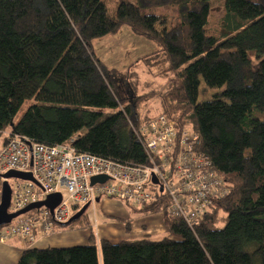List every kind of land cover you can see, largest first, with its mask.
I'll return each mask as SVG.
<instances>
[{"label":"trees","instance_id":"trees-1","mask_svg":"<svg viewBox=\"0 0 264 264\" xmlns=\"http://www.w3.org/2000/svg\"><path fill=\"white\" fill-rule=\"evenodd\" d=\"M223 7L215 35L206 30L210 0L121 1L113 14L103 0H0V134L31 101L7 133L48 145L72 139L79 152L144 164L130 123L147 120L139 106L155 98L178 130L196 133L194 150L228 189L192 227L169 217L163 201L134 206L163 213L159 238L97 239L84 212L63 228L88 227L86 243L26 248L16 264H264V0ZM160 9L178 17L163 32L145 20ZM122 25L154 41L137 61L153 76L171 75L165 85L133 96L123 73L94 55L92 39ZM200 78L228 86L197 102Z\"/></svg>","mask_w":264,"mask_h":264},{"label":"built area","instance_id":"built-area-1","mask_svg":"<svg viewBox=\"0 0 264 264\" xmlns=\"http://www.w3.org/2000/svg\"><path fill=\"white\" fill-rule=\"evenodd\" d=\"M147 161L133 165L77 151L72 139L48 145L17 133H5L0 144V174L9 170L30 173L32 180L4 178L10 186L9 212L60 193L59 203L30 209L0 226V240L17 238L24 247L54 232L83 204L95 207L98 197H115L127 205L145 207L158 200L166 203V214L192 227L224 197L227 185L211 162L194 150L196 133L188 126L178 130L163 113L140 123H130ZM104 175L103 182L90 178ZM156 181L153 180V177ZM161 188V189H160Z\"/></svg>","mask_w":264,"mask_h":264},{"label":"rangeland","instance_id":"rangeland-1","mask_svg":"<svg viewBox=\"0 0 264 264\" xmlns=\"http://www.w3.org/2000/svg\"><path fill=\"white\" fill-rule=\"evenodd\" d=\"M108 12L113 14L117 4L121 1L136 3L137 0H103ZM224 12L223 0H210L209 15L206 24V30L209 34H219L221 31L220 23ZM148 21L154 28L163 32L178 21L176 12H166L160 9L157 15L149 16ZM94 55L98 57L105 68H116L124 75V86L135 93L144 92L147 89L160 88L165 85L171 75L153 76L147 71L146 65L142 61H137V57L155 49L157 46L150 38L143 34L135 33L130 26L122 25L115 33H109L101 37L92 39L89 44ZM257 61L252 59V68L256 66ZM133 65L129 68V65ZM228 83L221 87L208 88L200 78L198 87L197 102L207 101L213 97V94L225 89ZM124 92H121L123 96ZM135 99V98H134ZM31 101H24L12 118L11 123L5 128L4 133L0 134V142L5 133L12 125L17 122L22 113L28 107ZM144 107H141V106ZM145 107H148L145 109ZM145 115H153L158 112L157 100L151 99L140 104L139 109H143ZM86 217L90 220L91 226L98 237H105L111 242H117L121 239H137L142 237L159 238L167 233V226L163 221V213H143L129 206L122 200L115 197H100L95 203V207L88 206ZM264 223V217L260 218ZM63 226L56 225L55 232L46 237L52 240L51 244L72 245L87 242L89 228L66 231ZM148 235V236H147Z\"/></svg>","mask_w":264,"mask_h":264},{"label":"water","instance_id":"water-1","mask_svg":"<svg viewBox=\"0 0 264 264\" xmlns=\"http://www.w3.org/2000/svg\"><path fill=\"white\" fill-rule=\"evenodd\" d=\"M0 175H1V177H4V178L17 177L20 179L32 180V177H31L30 173H28V172H19V171H15V170H9V171L2 173ZM152 178L154 181H156L154 176ZM105 179H106V177L104 175H95V176H92L90 178V182L91 183L103 182ZM10 194H11L10 186H9L8 182L6 181V179H4L2 181V184H1V192H0V226L10 222L11 219H13L16 216L23 214V213H25V212L29 211L30 209H33V208H38L40 206H46L51 211L59 203L60 198H61V194L58 192L48 194L42 200L32 202V203L26 205L25 207H23L22 209H19L17 211L9 212L8 206H9V202H10ZM95 200L97 202L98 198H96ZM87 207H88V204H83L74 213H72V215L65 222L61 223L60 225L66 226L69 223H71L72 221L78 219L86 211Z\"/></svg>","mask_w":264,"mask_h":264},{"label":"crops","instance_id":"crops-1","mask_svg":"<svg viewBox=\"0 0 264 264\" xmlns=\"http://www.w3.org/2000/svg\"><path fill=\"white\" fill-rule=\"evenodd\" d=\"M145 20L147 22L148 21V17L145 18ZM150 23V22H149ZM154 50V49H153ZM151 50V51H153ZM149 51V52H151ZM149 52H146V53H149ZM144 53V54H146ZM142 54V55H144ZM141 55V56H142ZM139 56V57H141ZM137 57V59L139 58ZM98 58V57H97ZM99 59V58H98ZM100 60V59H99ZM101 61V60H100ZM102 62V61H101ZM157 100V99H156ZM145 106V105H144ZM143 106V107H144ZM148 108V107H145V109ZM144 108L140 111V114L143 116L144 115V112H143ZM159 113V112H157ZM157 113L151 115V116H154L156 115ZM3 140V139H2ZM1 140V142H2ZM0 142V144H1ZM92 228V226H91ZM71 229L73 230H78V229H83V228H77V227H74V228H70V229H65V228H62V230H66V231H72ZM93 229V228H92ZM58 230V229H56ZM54 230V232L56 231ZM94 231V230H93ZM95 233V231H94ZM89 234V233H88ZM96 235V238L99 239V238H105V237H98L97 234L95 233ZM49 236V235H48ZM148 236V235H147ZM47 237V236H46ZM46 237H41V238H38L36 243L31 246V247H37V248H44V247H66V246H72V245H76V244H72V245H60V244H51L52 243V240H48L46 239ZM88 237V236H87ZM145 237V236H144ZM150 237V236H148ZM151 238V237H150ZM123 240V239H121ZM86 243V242H84ZM84 243H78V244H84ZM27 247H24L22 245V243L17 239V238H12V239H9L7 241H2L0 240V264H16L17 260H18V257L20 255V253L22 252V250L26 249ZM30 248V247H28Z\"/></svg>","mask_w":264,"mask_h":264}]
</instances>
